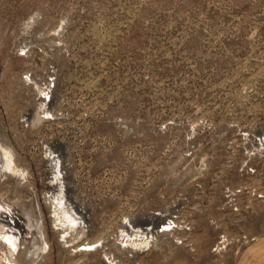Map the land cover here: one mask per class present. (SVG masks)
<instances>
[{"label": "rangeland", "instance_id": "374dc122", "mask_svg": "<svg viewBox=\"0 0 264 264\" xmlns=\"http://www.w3.org/2000/svg\"><path fill=\"white\" fill-rule=\"evenodd\" d=\"M258 134L264 0H0V146L21 172L0 156L19 240L0 264H235L264 236Z\"/></svg>", "mask_w": 264, "mask_h": 264}, {"label": "built area", "instance_id": "2783aa9c", "mask_svg": "<svg viewBox=\"0 0 264 264\" xmlns=\"http://www.w3.org/2000/svg\"><path fill=\"white\" fill-rule=\"evenodd\" d=\"M53 83H54V78L50 76L46 80L44 86L41 88L40 100H41V105L45 112L43 115L44 119H51L50 114L47 113V109H48L49 103L52 98ZM23 123L26 125V119L23 121ZM253 143L255 147L259 149L260 152L264 151V134L256 135L253 139ZM55 158L56 156H52L51 159H55ZM174 224H175L174 220L166 219V221H164V225L161 224V226L156 231L145 228L146 230L143 229V231L138 232L136 236H133L135 235L134 234L135 232L132 233L133 230H130L129 234H125L123 238V242L134 241L135 238H133L134 240L133 239L129 240L128 239L129 237L127 238V236L132 233V237H136V241L140 242V245L148 246L150 243H152L155 240L158 233H164V232H169L173 230V228H175ZM147 246H144V247H147Z\"/></svg>", "mask_w": 264, "mask_h": 264}, {"label": "bare ground", "instance_id": "6f19581e", "mask_svg": "<svg viewBox=\"0 0 264 264\" xmlns=\"http://www.w3.org/2000/svg\"><path fill=\"white\" fill-rule=\"evenodd\" d=\"M0 151H1V155L0 156H2L3 163H4L3 166L1 165L3 171L6 172V170H8L12 174H17V175L21 176L20 170H18L16 168L15 164H14V161H13V157H12L11 152L9 150L3 148L2 146H0ZM62 199L63 198H58V201H59L58 204H60V201ZM66 206H68V205H66ZM56 212H57V215L59 216V218H61L63 220L64 219L67 220L68 223H71V224L72 223H76V219L77 218H75L70 213V211L68 210V208L67 207H64V205L61 206L59 210L57 209ZM61 222H62V220H61ZM5 228L7 229L6 231H4ZM4 229H3V233L0 234V238H1L0 241H2V244L4 246L7 244L9 246V248L13 249V251H17L18 245H19V240H18V231L15 229L14 223H6ZM135 233L137 234L138 232L135 231ZM95 245H96V243H94V244H85V245H83V248L80 249V251H83V252H92V251L95 250Z\"/></svg>", "mask_w": 264, "mask_h": 264}, {"label": "crops", "instance_id": "0c3cea01", "mask_svg": "<svg viewBox=\"0 0 264 264\" xmlns=\"http://www.w3.org/2000/svg\"><path fill=\"white\" fill-rule=\"evenodd\" d=\"M235 264H264V236L248 244L238 255Z\"/></svg>", "mask_w": 264, "mask_h": 264}]
</instances>
